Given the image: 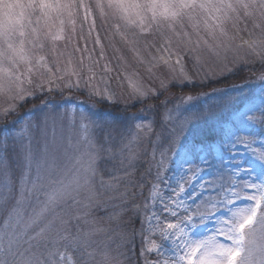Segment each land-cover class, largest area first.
Instances as JSON below:
<instances>
[{"label":"snow or ice","instance_id":"snow-or-ice-1","mask_svg":"<svg viewBox=\"0 0 264 264\" xmlns=\"http://www.w3.org/2000/svg\"><path fill=\"white\" fill-rule=\"evenodd\" d=\"M107 48L115 53V69ZM243 48L264 63V0H0V121L40 95L79 91L82 86L90 96L115 103L108 80L117 70V79L124 76L133 98L143 102L155 96L154 89L141 87L134 78L138 73L125 71L129 56L150 75L163 65L176 82L191 83L184 65L187 55L196 54L199 64V53L219 60L222 53L226 58L229 51L238 54ZM259 80L264 85V75ZM161 88H167L164 81ZM48 107L42 100L9 122L19 128L2 127L0 203L15 200V205L0 224V264H123L119 256L124 253L114 256L107 246H94L90 237L100 229L83 230L73 222L89 223L84 219L87 213L80 211L87 208L80 196L82 191L89 193V200L94 196L102 153L107 152L109 160L119 157L124 175L109 173L111 180H101V187L123 181L127 199V188L135 186L140 144L153 134L150 156L156 172L148 198L142 206L133 205L141 227L122 237L133 248L140 237L139 255L130 248L133 256L124 259L134 264H264V141L257 150V141L249 139L264 135V90L260 106L237 108L213 144L188 135L193 121L212 115L211 107L186 118L179 125L183 141L171 160L164 151L156 159L162 143L178 139L177 128L167 127L176 120L170 110L159 121L148 119L144 108L130 124L105 119L97 124L105 133L99 147L90 132V124L96 122L84 123L81 114L75 171L57 180L51 177L63 137L57 139L54 131L49 137V115L44 112ZM37 112L43 113L42 120ZM156 124L159 131L154 133ZM239 147L245 151L240 153ZM9 148L21 170L18 196L9 172ZM143 154L149 155L147 149ZM171 163L178 179L165 196L161 184ZM147 172L151 174V167ZM41 195L40 211L25 221L22 205L33 196L39 202ZM201 227L204 231H197Z\"/></svg>","mask_w":264,"mask_h":264},{"label":"rangeland","instance_id":"rangeland-1","mask_svg":"<svg viewBox=\"0 0 264 264\" xmlns=\"http://www.w3.org/2000/svg\"><path fill=\"white\" fill-rule=\"evenodd\" d=\"M241 35H243L245 39L248 38L247 33H242ZM239 43V39L234 42V44ZM117 47H120L119 43H117ZM247 53L248 50L246 48L240 49L238 54L236 52L229 51L226 54V58L225 54L222 53V58L218 60L210 53L203 52L198 54L200 56L199 64H197L195 60L196 54L187 55L184 61L185 71L188 76L192 78V80L191 83L184 82V84L188 87H194L197 89L199 92L196 95L172 94L169 92L170 88L181 85L182 83H178L172 79L173 74L166 66L161 65L159 68L153 70V75H150L145 71L144 66L138 65L129 56L125 71L128 74H132L133 72L138 73V75L134 78L138 81L140 86L145 89H154L156 91V95H150L143 102H139L137 99L132 97L131 89L129 88L127 81L124 79V76L119 75V79H117L119 70L114 71L110 74L108 86L110 90L115 93L116 101L120 102L119 104L121 108L118 111L119 114H116L115 117H113L114 114L112 108L109 106L111 103L102 100L98 96H90L88 90L83 86L81 87V90L87 94L88 101H79L78 99L73 98V96H63L59 92L38 96L40 99L39 104L42 100H44L47 101L49 105L48 108L44 109V112L49 115V137L51 138L53 131L55 132L57 139L63 137V145L57 153L55 171L53 172L51 178L53 180H57L62 178L65 174L71 176L75 171V161L80 154L79 151H77V147L80 133L79 125L81 123V114H83V117L86 118L84 123H88L89 121L96 122L90 124V132L91 138L94 139L97 147H99L104 140L105 133L103 129L97 127V124L103 123L105 119L127 121V123L130 124L133 123L130 118L133 115L140 113V110L144 108L146 109L144 115H146L148 119L159 121L163 114L170 110L176 117V120L174 124L169 122L167 127L169 129L172 127L177 128L178 139L174 144L162 143L157 151V160L160 158L159 152L161 151H164L169 160H171L173 153L180 148L183 141V134L179 132V125L186 118H191L196 113H207L209 107L212 108V115H206L198 122L193 121L192 124L194 125V128L192 132L188 133V135L190 139L193 135L194 137L202 136L208 131H215L217 135L220 127L232 119L237 108H243L245 106L251 107L253 105L257 107L260 106V93L264 90V85L261 84L259 77L264 75V63H262L259 57ZM114 56L115 53L113 50L111 48H107V57L115 69L118 61L113 59ZM76 57L78 58L79 54H76ZM102 64L103 62H101V65ZM242 69L251 71V75L248 78L247 83L241 86H233L235 85V81H230L227 85L231 87L223 85L216 88L217 90H215V88L209 89V85L217 87L219 84L218 79L222 76L235 74ZM255 71H257V75H253V72ZM114 74L116 76L112 77L111 75ZM161 81L165 82L167 88H161ZM103 86L104 85H101V87ZM172 89H179L178 91H175L176 93L182 91V88ZM205 89L212 93L204 91ZM58 94L63 97H60ZM188 96L193 97V99L187 100L186 97ZM229 97L232 99L229 100ZM59 102H64V105L54 109V106H57ZM96 104H102L103 107L97 109ZM0 106H3L2 101H0ZM52 106L54 107L53 109L51 108ZM149 106H151L150 110H148ZM30 108L31 107L19 108L18 113L14 114L15 116H9V118L12 119L11 121L14 119L18 120L19 117L23 116ZM38 113L39 112H37L36 115H38ZM256 114L258 115L259 113ZM38 117L42 120L43 113H40ZM7 125L9 128H19V125L13 126L9 122H7ZM94 130L99 131L102 135L95 138ZM158 131L159 124H156L154 125V133ZM259 131L260 129L257 128L256 132L259 133ZM0 135H2V131ZM124 135H128L127 128L124 129ZM241 135H244V133H241ZM249 139H255L257 141L253 147L259 150L261 147L260 141H264V135H256L254 137H249ZM119 140L120 137L117 136V141ZM152 140H155V134L151 137L145 138L143 143L140 144L141 158L137 161V167L132 177L135 181V186H129L127 188V199H125L122 195L126 192L125 183L123 181L112 188L101 187V180H111L109 173H113L116 176L124 175L123 170L120 168L119 157L109 160L107 152L102 153L103 159L98 161V171L93 184L94 196L89 200V193L87 191L81 192L80 199L83 204H87V208H81L80 211L81 213H87V216L84 219L89 221V223L85 224L84 220L73 223H79L81 229L83 230L100 229L99 231H95L90 239L94 242V246H107L112 251L114 256L118 255V253H124V256L128 257L133 256V253L129 251L130 248H133V245L125 244L122 237L131 235L128 231V219L132 212L135 213L133 211V205L140 204L142 206L149 196L151 182L156 172V162L153 161L150 156L152 151V144L150 141ZM214 142L216 141L208 144H213ZM118 147L119 144L112 148L113 153L118 150ZM79 148L80 151H83L82 145L79 146ZM144 149H147L149 155L143 154ZM237 151L243 153L245 149L243 147H239ZM13 158L17 162V157L11 151V155H8L9 166L13 168V174L17 176L16 184L14 186L16 195L18 196L21 170L20 168L17 169L14 167ZM105 161L108 162L105 163ZM149 167H151V174H148L147 172ZM170 169L171 170L164 174V181L161 184L164 189L165 196L171 194L170 188L175 187V181L178 179V169L174 163L170 164ZM226 174L227 173L225 172V175ZM10 177L14 184L11 172ZM207 178L208 177L205 176V179ZM115 183L116 182L113 181V184ZM140 184H143V188L139 186ZM189 191H191V189H189ZM43 201V195L39 197V202L36 197L33 196L31 199L27 200L24 205H22V212L25 221H27L30 216H33L40 211ZM188 202L191 203V200ZM14 205L15 200L7 203H0V224L3 223L4 218L8 215ZM101 206H106V210L102 216L99 215L97 217L91 214V211L94 210L95 207L99 208ZM157 207L159 206L157 205ZM137 215L139 220L136 232H138L141 227V216L139 214ZM209 227H211V225H209ZM197 231L203 232L204 229L201 227L198 228ZM135 244L137 245L134 246L133 251L138 257L140 246V237L138 235L135 238ZM124 256H119V259L123 261V264H134L132 259L125 260Z\"/></svg>","mask_w":264,"mask_h":264},{"label":"trees","instance_id":"trees-1","mask_svg":"<svg viewBox=\"0 0 264 264\" xmlns=\"http://www.w3.org/2000/svg\"><path fill=\"white\" fill-rule=\"evenodd\" d=\"M250 72L249 70H239L237 73L235 74H230V75H225V76H222L220 79H218V86L217 87H214L212 85H209V89L211 88H215V90H217L216 88L218 87H221L223 85H226L227 87H231V86H228L227 83L230 82V81H235V85L233 86H241L245 83L248 82V78L250 77ZM254 74L253 75H257V71L253 72ZM112 77H115L116 75H111ZM172 88H182V91H180L179 93H176L175 91H178L179 89H172ZM214 90V91H215ZM204 91H207L209 92L208 90H204ZM169 92H171L172 94L174 95H187V94H190V95H196L199 91L197 89H195L194 87H188L187 85H185L184 83H182L181 85H178V86H174V87H171ZM175 92V93H173ZM60 94H62L63 96L67 95V96H73V98H76L78 99L79 101H88V96L87 94L83 91V90H68V89H64L63 92H59ZM209 93H212V92H209ZM60 94H58L60 96ZM76 95V96H74ZM63 96H60V97H63ZM92 98V97H91ZM39 97L35 100H32L30 101L29 103H27L24 107H31L33 108L34 105H40L39 104ZM120 102L116 101L115 103H111L109 106L112 108V111H113V117L116 116V114L118 115V111L120 110ZM61 105H64V102H59V104H57V106H52L51 108L53 109H57L59 108ZM22 107V108H24ZM103 105L102 104H96V108L97 109H100L102 108ZM40 115V112L38 113L37 116ZM12 116H15V115H10V117ZM12 119L11 118H7V120H4V121H0V133L2 131V127L4 124H7V122H10ZM14 120H17V119H14ZM13 120V121H14ZM96 131V132H95ZM102 134L97 131V130H94V137L95 138H98L100 137ZM195 139L197 141H203L204 143L208 144V143H212L213 141H217L218 140V136L216 135V132L215 131H208L206 133H204L202 136H197L195 137ZM11 151L12 149L9 148V152H8V155H11ZM13 162H14V167H16L17 169L19 168L17 166V162L16 160L13 158ZM10 165V164H9ZM13 168L12 167H9V171L11 172V175H12V178L14 180V185L16 184V179H17V176L13 174ZM106 210V206H101L99 208H94V210L91 211V214L95 215V216H99V215H103V213L105 212ZM138 215L133 213L129 216V219H128V224H129V227H128V231L130 232V234L136 232L137 230V226H138ZM137 244H135L136 246Z\"/></svg>","mask_w":264,"mask_h":264}]
</instances>
